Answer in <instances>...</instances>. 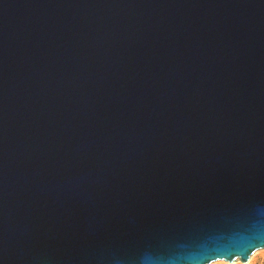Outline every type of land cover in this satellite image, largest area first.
<instances>
[{
    "label": "water",
    "instance_id": "1",
    "mask_svg": "<svg viewBox=\"0 0 264 264\" xmlns=\"http://www.w3.org/2000/svg\"><path fill=\"white\" fill-rule=\"evenodd\" d=\"M262 249L264 0H0V264Z\"/></svg>",
    "mask_w": 264,
    "mask_h": 264
},
{
    "label": "rangeland",
    "instance_id": "2",
    "mask_svg": "<svg viewBox=\"0 0 264 264\" xmlns=\"http://www.w3.org/2000/svg\"><path fill=\"white\" fill-rule=\"evenodd\" d=\"M212 264H243L240 261H236L234 263H228L225 261H217ZM246 264H264V249L257 251L251 257L250 261Z\"/></svg>",
    "mask_w": 264,
    "mask_h": 264
}]
</instances>
